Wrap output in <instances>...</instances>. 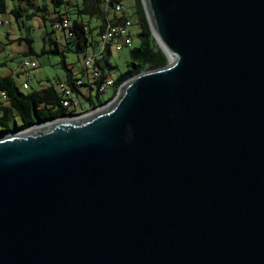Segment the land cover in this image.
Masks as SVG:
<instances>
[{"label": "water", "instance_id": "water-1", "mask_svg": "<svg viewBox=\"0 0 264 264\" xmlns=\"http://www.w3.org/2000/svg\"><path fill=\"white\" fill-rule=\"evenodd\" d=\"M168 65L0 134V264H264V0H141Z\"/></svg>", "mask_w": 264, "mask_h": 264}, {"label": "trees", "instance_id": "trees-1", "mask_svg": "<svg viewBox=\"0 0 264 264\" xmlns=\"http://www.w3.org/2000/svg\"><path fill=\"white\" fill-rule=\"evenodd\" d=\"M131 1V11L126 8V13H123L120 17L113 13L111 9H106L104 0H51L55 7L64 8V10L56 11L58 14L57 22L61 24L66 18L71 20L72 27L70 30L73 36H69L67 46L80 56L87 47H95L98 44L100 36L109 23L118 24L130 19L133 26L138 28V32L134 35L132 34V39L133 42L137 39L139 44L130 49V60L124 72H121L116 78H110L109 69H115L111 64L112 49L110 45L96 59L95 70L98 76L90 80L88 73L86 71L83 72L86 75L84 87L87 88V95L89 94V96L83 94L76 87L74 82L77 77L68 67L64 51L60 49L59 42L50 38L49 41L54 44V48L43 49V54H59L61 56V63L66 71L65 83L72 87L78 95L82 96L83 102L87 104L88 108L95 109L113 100L121 85L141 72L168 65L166 55L153 37L142 1ZM9 2H13L11 9L8 6ZM114 3H122V0H112L111 6ZM48 5L45 0H0V18H6L9 14L18 21L21 18L31 19L42 13L43 20H46L44 15L48 13ZM85 17H88L89 20H85ZM91 18L99 20V25L92 27ZM96 35L99 36L98 41ZM24 40L29 44V52L25 54L24 58L36 55L30 45L32 41L29 39L17 38L11 40V43ZM106 79H112L114 86L111 88V95L108 98H102L105 93H99L98 89ZM94 91H96V95H94ZM0 92H4L7 97L5 100L7 104L0 101V134L23 131L39 124L71 116L61 105V96L53 85L25 93L17 85L12 75H0Z\"/></svg>", "mask_w": 264, "mask_h": 264}, {"label": "rangeland", "instance_id": "rangeland-1", "mask_svg": "<svg viewBox=\"0 0 264 264\" xmlns=\"http://www.w3.org/2000/svg\"><path fill=\"white\" fill-rule=\"evenodd\" d=\"M45 1L49 4L48 13L44 15L46 20H43L41 16L42 13L31 19L21 18L18 21L8 14L6 18L10 20V24L0 28V75H12L17 85L25 93L39 90L50 85H53L58 89L59 85L66 81V71L61 63V56L59 54L42 53L44 48L47 50L54 48V44H51L49 41L50 38L59 42L60 49L64 51L68 67L72 70L75 77L86 79V75L83 74L85 70L81 56L67 46V43L69 42L68 30L63 29L60 22H57L58 14L56 11H59L60 9L64 10V8L55 7L51 0ZM122 3L131 11V0H122ZM8 6L9 9H11L13 7V2H9ZM85 20H89V18L85 17ZM99 23V20L91 18L92 27L99 25ZM137 32V26H133L131 33L134 35ZM9 36L12 38H24L32 41L30 45L36 55L29 56L28 58L31 57L37 63L38 67L32 72L33 76L31 81H29V90H24L23 88L25 78L21 75L23 70L20 67V62L25 57V54L29 52V44L25 40L22 42L11 43L10 40L15 39H11ZM96 38L99 39V36L96 35ZM138 44V40L135 39L132 47H136ZM131 48H125L120 52L115 48H112L111 64L115 69H109L111 73L110 78H116L121 72L126 70L127 63L130 60L129 51ZM81 90L83 94L87 93V88L84 87L81 88ZM111 93L112 89H109L104 95H102V98H108ZM94 95H96V91H94ZM0 101L7 104V101L1 96ZM83 105L85 109L88 108L86 103Z\"/></svg>", "mask_w": 264, "mask_h": 264}, {"label": "built area", "instance_id": "built-area-1", "mask_svg": "<svg viewBox=\"0 0 264 264\" xmlns=\"http://www.w3.org/2000/svg\"><path fill=\"white\" fill-rule=\"evenodd\" d=\"M67 1V0H62ZM112 0H104V6L106 9H111L113 13L119 15L126 13L127 9L122 3H114L111 6ZM10 20L8 18L2 17L0 18V28L5 25H9ZM63 29L68 30V34L70 37L73 36L71 32L72 22L69 19H64L60 24ZM133 23L130 19H126L118 24L109 23L106 25L103 34L100 36V40L95 47H87L84 52L81 54V58L83 60L84 70L88 73L90 80L91 78H96L98 73L95 70V62L96 59L104 52L105 48L110 45L111 49L115 48L118 52L123 51L125 48H131L133 45L132 39V30ZM20 66L22 68V75L25 78V82L23 83L24 90H29L30 85L29 81L32 79V72L37 69V63L30 58H23L20 62ZM75 85L80 90L84 88L85 78H77L75 80ZM114 86V81L112 79H106L103 84L100 85L98 92L105 93L109 89ZM58 93L61 96V105L71 114L70 117H79L90 112L95 111L100 108H84V102L81 95H78L74 89L68 86L66 83H61L59 88L57 89ZM82 92V90H81ZM87 95V93H86ZM0 96L6 100V94L4 92H0ZM89 96V94L87 95ZM82 98V100H81Z\"/></svg>", "mask_w": 264, "mask_h": 264}, {"label": "crops", "instance_id": "crops-1", "mask_svg": "<svg viewBox=\"0 0 264 264\" xmlns=\"http://www.w3.org/2000/svg\"><path fill=\"white\" fill-rule=\"evenodd\" d=\"M9 37H10V36H9ZM10 38H11V39H17V38H12V37H10ZM10 38H9V39H10ZM98 40H99V39H97V41H98ZM10 41H11V40H10Z\"/></svg>", "mask_w": 264, "mask_h": 264}]
</instances>
